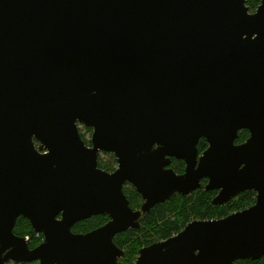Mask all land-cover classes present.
<instances>
[{"label": "water", "instance_id": "water-1", "mask_svg": "<svg viewBox=\"0 0 264 264\" xmlns=\"http://www.w3.org/2000/svg\"><path fill=\"white\" fill-rule=\"evenodd\" d=\"M259 1L251 13L247 0H0V264H123L115 238L203 181L216 207L245 192L257 201L190 223L133 264L264 258ZM81 125L93 130L91 146ZM103 153L116 158L113 173L99 168ZM97 216L109 222L73 232ZM20 218L43 235L37 248L15 235Z\"/></svg>", "mask_w": 264, "mask_h": 264}, {"label": "trees", "instance_id": "trees-1", "mask_svg": "<svg viewBox=\"0 0 264 264\" xmlns=\"http://www.w3.org/2000/svg\"><path fill=\"white\" fill-rule=\"evenodd\" d=\"M259 5V0H247V6L251 13H254ZM86 130L90 133L93 132L90 128H86ZM81 136L87 145L91 144L85 140L82 134ZM249 136L248 131L241 132L237 144H243ZM208 147L207 141L201 140L198 146L200 155ZM105 156L108 157V160L104 161L99 158V168L108 173H113L116 170L117 160L110 154H106ZM172 168L177 174H183L185 172V163L173 160ZM124 193L133 209L143 204L141 195L137 193L134 187H125ZM217 195V191L208 192L205 188H202L189 196L175 195L169 202L156 206L142 219L140 230H131L115 238V244L126 253L125 258L121 261L124 264H133L137 260L139 251L142 248L177 236L190 223L194 221L224 219L232 214L251 208L257 201L255 192H245L227 205L216 207L213 205V201ZM108 222V217H93L90 220L77 224L73 232L75 234H87L105 226ZM14 233L21 238L29 237V247L31 249L37 248L44 241L43 235L38 236L30 222L24 218L18 220ZM237 264H264V258L259 261H239Z\"/></svg>", "mask_w": 264, "mask_h": 264}, {"label": "rangeland", "instance_id": "rangeland-1", "mask_svg": "<svg viewBox=\"0 0 264 264\" xmlns=\"http://www.w3.org/2000/svg\"><path fill=\"white\" fill-rule=\"evenodd\" d=\"M79 130H80V133L84 136V138H85V140L87 141V142H90L91 143V139H92V134H93V132H88L87 130H86V127H84V126H79ZM91 145V144H90ZM90 145H88V146H90ZM106 154H101V156H100V158L102 159V160H108V157L107 156H105ZM113 156V155H112ZM116 159V158H115ZM100 161V160H99ZM118 168V163H117V166H116V169ZM116 171V170H115ZM127 186H131V185H127ZM127 186H125V187H127ZM132 187V186H131ZM144 202V201H143ZM143 205V204H142ZM142 205H140L138 208H136V209H134V210H140L141 209V207H142ZM139 255V254H138ZM124 264V263H123Z\"/></svg>", "mask_w": 264, "mask_h": 264}, {"label": "built area", "instance_id": "built-area-1", "mask_svg": "<svg viewBox=\"0 0 264 264\" xmlns=\"http://www.w3.org/2000/svg\"><path fill=\"white\" fill-rule=\"evenodd\" d=\"M37 235L39 236V234H37ZM25 239H26V241H27L28 244H29V242H30V238H29V237H26ZM7 264H17V263L9 262V263H7Z\"/></svg>", "mask_w": 264, "mask_h": 264}, {"label": "flooded vegetation", "instance_id": "flooded-vegetation-1", "mask_svg": "<svg viewBox=\"0 0 264 264\" xmlns=\"http://www.w3.org/2000/svg\"><path fill=\"white\" fill-rule=\"evenodd\" d=\"M209 146V145H208ZM206 182V183H205ZM207 181H203V188L206 186Z\"/></svg>", "mask_w": 264, "mask_h": 264}]
</instances>
